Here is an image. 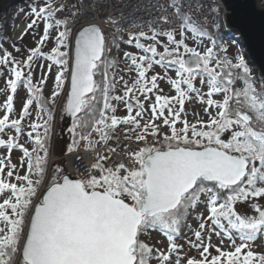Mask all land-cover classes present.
<instances>
[{
	"label": "snow or ice",
	"instance_id": "snow-or-ice-1",
	"mask_svg": "<svg viewBox=\"0 0 264 264\" xmlns=\"http://www.w3.org/2000/svg\"><path fill=\"white\" fill-rule=\"evenodd\" d=\"M81 3L33 0L17 39L34 43L0 42V264H264V79L183 0L147 30L108 16L119 42ZM120 43L138 50L122 69ZM193 101L206 120L187 118ZM56 109L71 119L59 163Z\"/></svg>",
	"mask_w": 264,
	"mask_h": 264
},
{
	"label": "built area",
	"instance_id": "built-area-1",
	"mask_svg": "<svg viewBox=\"0 0 264 264\" xmlns=\"http://www.w3.org/2000/svg\"><path fill=\"white\" fill-rule=\"evenodd\" d=\"M33 3V0H30ZM161 0H82L81 10L82 14L87 13L89 16L94 15L95 19H88L82 22L84 23H97L99 22L103 29L108 33V40L116 38L119 42L120 36L112 29L109 28V24L106 22V18L111 16L114 20L119 22V25L123 29L128 31H138L136 25H140L147 30V25H150L154 20L158 19L160 15H169L170 10L161 12L157 5ZM186 7H190L191 12L195 13L199 19L207 26L209 30L216 31V24H219L222 20L225 22L227 16V8L224 5V0H183ZM194 5H203L201 9H197ZM261 7H264V0H260ZM20 26L16 31L14 38H18L24 31H21ZM127 34L123 35V39H127ZM20 42V39L15 40ZM123 51L136 52L134 47L120 43L119 47L113 46V55L122 57L118 59V65L122 69L125 65L123 60ZM124 114V111H121ZM64 157V155H63ZM62 157V158H63ZM90 157L84 156V163H89ZM68 171L72 176L80 178L81 171L72 165Z\"/></svg>",
	"mask_w": 264,
	"mask_h": 264
},
{
	"label": "rangeland",
	"instance_id": "rangeland-1",
	"mask_svg": "<svg viewBox=\"0 0 264 264\" xmlns=\"http://www.w3.org/2000/svg\"><path fill=\"white\" fill-rule=\"evenodd\" d=\"M32 4V1L27 0L26 2H23L21 5L22 6H14V10H12V12H10L9 10L13 8V1L10 2V4L8 6H5V8L0 11V24H2V22L5 19V16L7 15L6 13L10 12L12 14L11 17V21H12V26L6 28V34H8V40L4 41V47H9L13 42L17 43L16 38H14L15 35V31L22 25L25 27L24 31L26 30V26L28 23H30L31 21V16L29 15V8L30 5ZM9 13V14H10ZM10 14V15H11ZM38 28H40L42 30V24L37 26ZM225 31L226 29H224L223 27H219L218 29V35H220L222 37V39H225ZM33 35L34 33L29 30V34L24 36V39L20 42L17 43L18 45H23L25 48L31 46L34 43L33 40ZM13 39V40H12ZM225 43L231 45L232 47L230 48V51L233 53H237L241 54V49L239 46H237L234 41L232 39H225L224 40ZM190 45L193 44V41H189ZM252 70V69H251ZM157 71H161L159 68H157ZM120 74H124L125 78L128 79L130 77V75H134V73L129 74V73H120ZM172 75H174V73H170ZM4 84L3 81L0 80V88H3ZM49 87L51 88V80L49 81ZM160 87L164 89V92L166 94L169 95H175L174 90H170V87L167 85L166 82H161ZM259 88V85L257 86ZM18 93L19 96L17 98L16 104L17 107H19V99L22 98L24 96V90L23 89H18ZM3 99V95L2 93H0V100ZM186 108V112L188 113V119L190 121H192L195 116H199L201 119H207L206 116L203 115L202 112V106L199 104L198 101H193L192 103H186L185 105ZM65 115V113H64ZM64 115H63V120H64ZM61 116V111L59 109L55 110V115H54V127H53V141L51 143L52 146V159L55 163H59L61 161L62 158L61 157L63 154L57 153V147H59L60 149L64 147V141L62 140V136L59 137L58 134V129H57V125H59L58 120ZM57 129V131H56ZM61 133V132H60ZM0 154H3V150H0ZM20 153L19 151H14L12 153V158H13V162H17V158L19 157ZM59 156V157H58ZM21 174H23V172H21ZM189 224H192L193 226H195V219H191L188 221ZM187 236H191V232L188 229L184 230ZM144 240H146L147 242H149L150 244H156V246L158 247H162L167 243L166 238L162 236V234L158 233V232H151L149 234H145L142 237ZM180 244L184 245V250L188 251V246L186 243L185 239H179L177 241ZM213 242L215 243V237L213 238ZM254 247H256V250L260 251V250H264V241L258 240L255 242ZM190 254H195V250L193 249L191 251Z\"/></svg>",
	"mask_w": 264,
	"mask_h": 264
},
{
	"label": "water",
	"instance_id": "water-1",
	"mask_svg": "<svg viewBox=\"0 0 264 264\" xmlns=\"http://www.w3.org/2000/svg\"><path fill=\"white\" fill-rule=\"evenodd\" d=\"M13 0H0L8 5ZM227 8L225 27L240 36L249 62L264 79V8L260 0H224ZM71 119L65 113L61 136L66 143Z\"/></svg>",
	"mask_w": 264,
	"mask_h": 264
},
{
	"label": "trees",
	"instance_id": "trees-1",
	"mask_svg": "<svg viewBox=\"0 0 264 264\" xmlns=\"http://www.w3.org/2000/svg\"><path fill=\"white\" fill-rule=\"evenodd\" d=\"M23 2H25V0H17L14 4H13V8L12 9H10L9 11L10 12H12V10H14V6H22L21 4L23 3ZM10 12H8V13H6L7 15L5 16V19H4V21L2 22V24H0V42H4L5 40H8V34H6L7 32H6V28H8V27H10V26H12V21H11V17H12V14L10 13ZM11 15H10V14ZM225 39H232L233 41H234V43L237 45V46H239L240 47V49H241V54L242 55H244V57H245V59H246V62L249 64V67L252 69V73H253V76L259 81V80H261L262 78H261V76L259 75V73H257V70L252 66V64L249 62V59H248V57H247V55H246V51H245V49H244V46H243V43H241L242 42V40H241V38H240V36L238 35V34H236V33H233V32H229V31H225ZM259 84H257V86H258ZM259 89V88H258ZM63 115H64V113L63 112H61V116H60V118H59V120H58V123H59V125H57L58 127H57V129L59 130L58 131V134H61L60 133V130H61V126H62V122H63ZM53 127H54V124H53ZM57 129H56V131H57ZM53 128H52V131H51V133H50V143H52V141H53ZM59 137H61V135H59ZM70 139H71V137L69 136V133H68V135H67V140H66V143H64V147L63 148H59V147H57V153H60V154H63V153H65V150H66V146H67V143L70 141ZM63 156V155H62ZM61 156V157H62ZM59 157V156H58ZM60 158V157H59Z\"/></svg>",
	"mask_w": 264,
	"mask_h": 264
},
{
	"label": "bare ground",
	"instance_id": "bare-ground-1",
	"mask_svg": "<svg viewBox=\"0 0 264 264\" xmlns=\"http://www.w3.org/2000/svg\"><path fill=\"white\" fill-rule=\"evenodd\" d=\"M5 6H7L6 3H5V4H4V3H0V11H2V10L5 8ZM262 8H264V7H262ZM23 28H24V27H21L20 30L22 31Z\"/></svg>",
	"mask_w": 264,
	"mask_h": 264
}]
</instances>
